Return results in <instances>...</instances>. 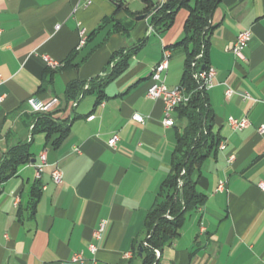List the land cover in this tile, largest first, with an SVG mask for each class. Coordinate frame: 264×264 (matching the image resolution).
<instances>
[{
  "label": "crops",
  "instance_id": "0c3cea01",
  "mask_svg": "<svg viewBox=\"0 0 264 264\" xmlns=\"http://www.w3.org/2000/svg\"><path fill=\"white\" fill-rule=\"evenodd\" d=\"M163 1L94 0L83 6L80 0H0V162L21 144L31 154L0 180V264H142L145 218L185 125L174 110L173 125L164 126L163 102L146 96L164 50L170 57L161 76L168 88L179 85L183 70L182 47L169 46L182 38L187 11L179 9L171 27L157 31L150 19ZM116 22L128 33L113 31ZM209 23L208 66L215 74L205 93L222 147L196 174L203 204L186 214L179 235L157 258L161 264H264V193L257 186L264 182V131L257 130L264 125V0H220ZM80 29L86 34L82 46ZM243 29L251 31L245 61L225 49ZM118 52L129 55L125 70L100 95L88 91L92 79L108 75L110 57ZM44 55L59 65L48 67ZM68 58L77 66L64 67ZM74 80L85 92L68 100L65 90ZM30 96L58 97L44 113L67 127L57 144L58 132L33 131L39 116L27 110ZM134 113L142 124L132 120ZM229 116L245 117L249 125L233 130ZM113 134L119 137L116 149L107 145ZM41 153L45 166L37 176ZM56 166L58 183L51 178ZM35 184L39 198L32 208ZM74 255H80L77 261Z\"/></svg>",
  "mask_w": 264,
  "mask_h": 264
},
{
  "label": "trees",
  "instance_id": "16d2710c",
  "mask_svg": "<svg viewBox=\"0 0 264 264\" xmlns=\"http://www.w3.org/2000/svg\"><path fill=\"white\" fill-rule=\"evenodd\" d=\"M220 0H165L153 7L150 22L157 31H164L173 24L179 9H185L187 16L183 23L182 38L169 46L182 47L185 56L179 85L183 86L191 97L186 104L175 108L178 119H184L185 125L178 133L175 147L171 156V167L168 175L162 182L157 198L149 209L145 222V240L141 243L142 264H161L154 250L171 243L180 232L186 214L200 207L205 196L196 187V174L202 162L218 146L219 137L213 131V112L208 105L206 93L197 89L192 73L201 67H208V33L210 31V15ZM151 7L150 5L148 8ZM147 8V10H148ZM105 22V21H104ZM128 33L126 26L116 22L113 31ZM202 52L199 59L195 57ZM127 52H118L110 57L112 63L108 75L95 82L91 80L88 91H97L100 95L104 84L116 78L127 67ZM193 62L195 66L192 67ZM77 66L68 58L65 66ZM83 83L77 80L67 84L65 98L74 100L80 94ZM85 90H82V95ZM33 131L45 132L48 135L58 132L59 136L54 143L66 135L67 127L44 114H36ZM66 125V124H65ZM31 160L28 144H21L11 148L0 162V180L12 176L19 164ZM179 181L181 184L179 185ZM39 198V188L35 184L30 191V207H34Z\"/></svg>",
  "mask_w": 264,
  "mask_h": 264
},
{
  "label": "built area",
  "instance_id": "2783aa9c",
  "mask_svg": "<svg viewBox=\"0 0 264 264\" xmlns=\"http://www.w3.org/2000/svg\"><path fill=\"white\" fill-rule=\"evenodd\" d=\"M94 0H80V4L83 6H87L91 4ZM60 25H56L55 29H58ZM251 31L249 29H243L237 33L234 40L228 43L225 46L227 51H230L236 58L240 60H246L244 55V50L247 47V43L250 40ZM86 41V34L82 29L79 31V42L78 46H82ZM202 55L200 52L195 59H199ZM44 60L46 65L50 68H55L59 65V63L47 55H44ZM170 54L168 50H164L162 59L156 63L150 73L151 84L148 86L146 90V96L150 99L156 100L160 99L163 102L164 107V119L162 120V124L164 126H171L173 125V119L171 117V113L174 112L175 108L179 105L186 104L190 97L191 93L187 92L183 86H176L172 89L168 88L164 80L162 79L161 74L167 69L168 60ZM195 66L193 62L192 67ZM215 74L214 69L211 66H208L204 69H198L192 73V77L197 84V89L203 92H206L209 88L213 85V76ZM232 93V90L227 88L225 90V95L229 97ZM59 103V99L56 96H51L46 99L39 98L37 96H30L26 99V106L27 110L32 114H44L51 111L57 104ZM76 104V101H73V105ZM93 117H88L87 119L90 120ZM132 120L143 123L144 118L138 114L134 113L132 115ZM227 122L231 129L233 130H241L246 128L249 125L248 119L245 117L242 118H234L229 116L227 118ZM258 132L262 133L264 131V125H260L258 127ZM119 137L117 134H113L107 141V145L111 149H116L117 142ZM219 147H222V143L219 144ZM40 164L36 166V174L39 176L40 172L42 171L43 167L45 166V156L43 153L39 155ZM229 159H233V155L229 156ZM51 178L55 183H58L61 180V171L56 166L51 171ZM181 181H179V185ZM258 188L264 193V182L258 183ZM218 190L224 189V181H219L217 185ZM104 221H101L98 225V228L93 232V238L98 239L100 237L101 232L103 231ZM145 244V243H144ZM94 246L91 245L90 249L94 250ZM156 257L158 256V250H154ZM80 255H74L72 260L77 261Z\"/></svg>",
  "mask_w": 264,
  "mask_h": 264
},
{
  "label": "water",
  "instance_id": "95a60500",
  "mask_svg": "<svg viewBox=\"0 0 264 264\" xmlns=\"http://www.w3.org/2000/svg\"><path fill=\"white\" fill-rule=\"evenodd\" d=\"M144 16L145 15H139V16H137L136 18L137 19H142V18H144ZM203 67H201V69H202ZM141 253H142V248H141V245H139L138 246V254L141 256Z\"/></svg>",
  "mask_w": 264,
  "mask_h": 264
},
{
  "label": "rangeland",
  "instance_id": "374dc122",
  "mask_svg": "<svg viewBox=\"0 0 264 264\" xmlns=\"http://www.w3.org/2000/svg\"><path fill=\"white\" fill-rule=\"evenodd\" d=\"M153 13H154V11H153ZM176 86H177V85H176ZM176 86H171L170 89H172V88H174V87H176Z\"/></svg>",
  "mask_w": 264,
  "mask_h": 264
}]
</instances>
